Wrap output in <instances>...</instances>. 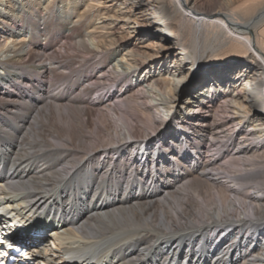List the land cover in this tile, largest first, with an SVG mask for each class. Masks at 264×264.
Segmentation results:
<instances>
[{
	"label": "bare ground",
	"instance_id": "obj_1",
	"mask_svg": "<svg viewBox=\"0 0 264 264\" xmlns=\"http://www.w3.org/2000/svg\"><path fill=\"white\" fill-rule=\"evenodd\" d=\"M0 199L39 264H264V0H0Z\"/></svg>",
	"mask_w": 264,
	"mask_h": 264
},
{
	"label": "rangeland",
	"instance_id": "obj_2",
	"mask_svg": "<svg viewBox=\"0 0 264 264\" xmlns=\"http://www.w3.org/2000/svg\"><path fill=\"white\" fill-rule=\"evenodd\" d=\"M209 51V50H208ZM209 54H210V52H207V55H204L203 57H202V61L204 62L208 57H209ZM201 61V62H202Z\"/></svg>",
	"mask_w": 264,
	"mask_h": 264
}]
</instances>
